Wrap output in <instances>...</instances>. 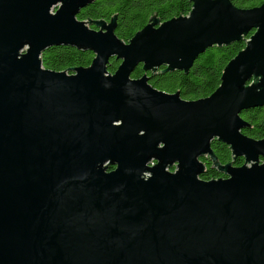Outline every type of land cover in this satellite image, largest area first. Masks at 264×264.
<instances>
[{"label": "water", "instance_id": "1", "mask_svg": "<svg viewBox=\"0 0 264 264\" xmlns=\"http://www.w3.org/2000/svg\"><path fill=\"white\" fill-rule=\"evenodd\" d=\"M94 1L0 0V264H264V138L240 115L264 106V3L190 0L123 42L116 16L77 19ZM252 30L211 95L149 83ZM57 45L94 58L43 68ZM214 140L243 164H219ZM205 157L225 177L201 179Z\"/></svg>", "mask_w": 264, "mask_h": 264}, {"label": "trees", "instance_id": "2", "mask_svg": "<svg viewBox=\"0 0 264 264\" xmlns=\"http://www.w3.org/2000/svg\"><path fill=\"white\" fill-rule=\"evenodd\" d=\"M239 8H253L260 6L264 0H230ZM191 9L190 0H95L92 4L82 8L77 14L80 21L91 22L98 20L110 21L116 16V36L123 42H128L134 34L142 29L152 17L160 22L178 16H185ZM96 29L93 24L88 25ZM253 30L240 42H233L221 47L212 46L197 56L187 73L183 71L162 72L160 67L156 72H148L149 83L166 93L179 92L186 100H196L211 95L220 85L224 67L245 46V41ZM94 54L88 50H78L74 47L57 45L51 46L41 54L42 66L45 69L61 72L79 67H88ZM119 60L112 58L107 70L114 73ZM144 74L142 66L138 65L131 73V78H140ZM241 117L247 122L242 133L253 139L264 138V106L255 107L242 112ZM211 148L217 162L224 165L234 161L235 166L243 164L242 158L233 159L230 148L216 140ZM205 165V172L201 179L210 180L223 177L213 166L210 158L201 159Z\"/></svg>", "mask_w": 264, "mask_h": 264}, {"label": "flooded vegetation", "instance_id": "3", "mask_svg": "<svg viewBox=\"0 0 264 264\" xmlns=\"http://www.w3.org/2000/svg\"><path fill=\"white\" fill-rule=\"evenodd\" d=\"M113 168H114V167L112 166V167L109 169V171L112 170ZM223 177H225V176H223ZM219 178H220V177H219Z\"/></svg>", "mask_w": 264, "mask_h": 264}, {"label": "rangeland", "instance_id": "4", "mask_svg": "<svg viewBox=\"0 0 264 264\" xmlns=\"http://www.w3.org/2000/svg\"><path fill=\"white\" fill-rule=\"evenodd\" d=\"M51 12H53V10H51Z\"/></svg>", "mask_w": 264, "mask_h": 264}]
</instances>
